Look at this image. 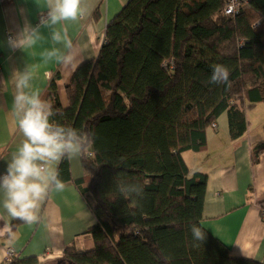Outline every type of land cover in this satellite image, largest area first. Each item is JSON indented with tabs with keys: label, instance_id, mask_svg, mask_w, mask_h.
I'll list each match as a JSON object with an SVG mask.
<instances>
[{
	"label": "trees",
	"instance_id": "obj_1",
	"mask_svg": "<svg viewBox=\"0 0 264 264\" xmlns=\"http://www.w3.org/2000/svg\"><path fill=\"white\" fill-rule=\"evenodd\" d=\"M224 3L129 0L107 24L97 57L66 82V107L59 75L50 80L51 121L94 133L75 182L95 218L86 231L93 248L68 246L56 264H260L231 258L207 232L204 243L193 241L189 231L201 226L207 177L189 170L182 154L205 150L206 129L223 112L230 138H240L245 111L264 102V20L252 26L264 18V0H248L236 15L225 14ZM215 64L230 69V86L209 82ZM261 153L264 141L254 145L253 163ZM58 169L71 180L67 159ZM121 173L143 193L117 194Z\"/></svg>",
	"mask_w": 264,
	"mask_h": 264
},
{
	"label": "crops",
	"instance_id": "obj_2",
	"mask_svg": "<svg viewBox=\"0 0 264 264\" xmlns=\"http://www.w3.org/2000/svg\"><path fill=\"white\" fill-rule=\"evenodd\" d=\"M129 0H84L86 12L77 22H66L72 44L63 49L64 62L44 63L42 51L50 41L14 54L6 49L10 31L22 25L25 17L33 24L46 11V0H0V79H7L13 67L26 62L35 65L33 86L46 100L50 80L58 74L57 94L67 106L65 84L78 66L94 60L104 41L107 24ZM48 36V30H44ZM12 86L0 94V174L24 137L10 116ZM246 131L238 139L229 136L226 112L215 120V128L206 129V148L185 152L183 160L191 171L207 177L201 226L227 247L229 256L264 264V153L253 163V147L264 141V102L245 111ZM68 160V159H67ZM60 162L53 163L58 168ZM71 180L63 191L51 190L41 205L40 220L13 225L0 204V264H7L8 250L18 259L35 257L38 264H56L68 246L87 251L93 248L86 231L95 224L76 181L83 178L81 158L68 160ZM84 185L81 186L83 188ZM3 194L0 193V201Z\"/></svg>",
	"mask_w": 264,
	"mask_h": 264
},
{
	"label": "clouds",
	"instance_id": "obj_3",
	"mask_svg": "<svg viewBox=\"0 0 264 264\" xmlns=\"http://www.w3.org/2000/svg\"><path fill=\"white\" fill-rule=\"evenodd\" d=\"M84 0H46V11L37 23L25 17L22 25L10 31L5 47L9 53L25 52L41 42L50 41V47L42 53V61L64 62L63 49L72 44L66 22H77L84 16ZM44 30L49 35L45 36ZM35 65L25 63L13 67L7 79H0V94L10 83L12 86L10 116L16 120L24 139L0 174V201L6 212L26 223L40 220L41 205L51 190L63 191L64 181L59 169L52 167L65 159L85 158L92 152L94 133L82 132L72 126L51 121L55 115L52 105L33 86ZM230 69L223 64L212 66L210 83L230 86ZM114 178L115 192L125 198L143 193L142 184L128 185L121 177ZM193 241L204 243L207 233L197 223L189 227Z\"/></svg>",
	"mask_w": 264,
	"mask_h": 264
},
{
	"label": "built area",
	"instance_id": "obj_4",
	"mask_svg": "<svg viewBox=\"0 0 264 264\" xmlns=\"http://www.w3.org/2000/svg\"><path fill=\"white\" fill-rule=\"evenodd\" d=\"M247 6L248 0H225L224 13L227 15H236L241 9H244ZM262 20H264V18L258 19L252 26L255 27L256 25L260 24ZM170 67H172V63L170 64ZM215 126V123L210 125L211 128H215ZM261 217L264 219V209L261 210ZM7 256V260L10 261V259L13 258V251L8 250Z\"/></svg>",
	"mask_w": 264,
	"mask_h": 264
},
{
	"label": "water",
	"instance_id": "obj_5",
	"mask_svg": "<svg viewBox=\"0 0 264 264\" xmlns=\"http://www.w3.org/2000/svg\"><path fill=\"white\" fill-rule=\"evenodd\" d=\"M58 264H59V262H58Z\"/></svg>",
	"mask_w": 264,
	"mask_h": 264
}]
</instances>
